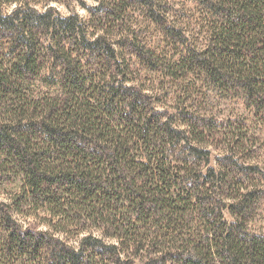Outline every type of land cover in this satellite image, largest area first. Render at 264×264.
I'll list each match as a JSON object with an SVG mask.
<instances>
[{"label": "trees", "instance_id": "obj_1", "mask_svg": "<svg viewBox=\"0 0 264 264\" xmlns=\"http://www.w3.org/2000/svg\"><path fill=\"white\" fill-rule=\"evenodd\" d=\"M92 1L0 0V264H264V0Z\"/></svg>", "mask_w": 264, "mask_h": 264}, {"label": "rangeland", "instance_id": "obj_2", "mask_svg": "<svg viewBox=\"0 0 264 264\" xmlns=\"http://www.w3.org/2000/svg\"><path fill=\"white\" fill-rule=\"evenodd\" d=\"M83 2L85 4V8H82L80 4ZM93 5L92 0H76V2H70V7H60V11L64 15H68L70 12H76L80 17L87 18L88 13L86 9L89 6ZM192 7V4H189ZM221 111V114L219 113ZM219 116L221 117V123H223L224 128H226L228 122L234 123L235 125H247L246 129L248 130V134L251 136L254 133L253 123L250 122L251 115L246 109L235 102L224 103L222 110L220 108L217 109ZM244 122V123H243ZM260 131V130H259ZM222 137L224 136V130L222 131ZM221 145L219 148L213 150L212 153V161L211 168H216L218 161L224 160V156H227L226 150L223 147L227 143L225 139H221ZM246 151L241 153L242 155H238L236 158L239 164H242L244 167H251V171L248 174L249 180L251 181L250 189H255L261 194L260 207L256 212H252L256 214L253 216V220L251 222V226L249 227L251 231L259 236H264V132H261V140H259L255 146H246ZM224 217L228 222H232V219L228 215V213H224ZM35 225L30 223V228H34ZM36 229V228H35Z\"/></svg>", "mask_w": 264, "mask_h": 264}]
</instances>
